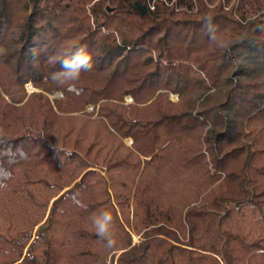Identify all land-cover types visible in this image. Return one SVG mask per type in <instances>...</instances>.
<instances>
[{"label": "trees", "instance_id": "1", "mask_svg": "<svg viewBox=\"0 0 264 264\" xmlns=\"http://www.w3.org/2000/svg\"><path fill=\"white\" fill-rule=\"evenodd\" d=\"M0 264H264V0H0Z\"/></svg>", "mask_w": 264, "mask_h": 264}, {"label": "clouds", "instance_id": "2", "mask_svg": "<svg viewBox=\"0 0 264 264\" xmlns=\"http://www.w3.org/2000/svg\"><path fill=\"white\" fill-rule=\"evenodd\" d=\"M59 63L61 66L60 71L52 74L53 80L58 84L77 80L82 71H90L92 69L91 56L84 47H79L74 54L68 58L62 59ZM92 224L97 237L105 242L106 247H114L116 240L112 226L113 217L111 213L104 211L94 214L92 217Z\"/></svg>", "mask_w": 264, "mask_h": 264}, {"label": "rangeland", "instance_id": "3", "mask_svg": "<svg viewBox=\"0 0 264 264\" xmlns=\"http://www.w3.org/2000/svg\"><path fill=\"white\" fill-rule=\"evenodd\" d=\"M27 90H28V92L29 93H31V92H33V91H40L39 89H36L31 83H29V84H27ZM60 93H62V92H58L55 96H52V98L53 97H60ZM62 97V96H61ZM171 98L174 100V101H177L178 100V95H175V94H172L171 95ZM127 102L128 103H131V102H133V98L132 97H127ZM94 109V106H89L88 107V111H92ZM128 140H130V139H126V143L127 144H132V142H129ZM132 141V140H131ZM133 236H135V238H134V241H136V240H138L139 238L136 236V235H133Z\"/></svg>", "mask_w": 264, "mask_h": 264}, {"label": "water", "instance_id": "4", "mask_svg": "<svg viewBox=\"0 0 264 264\" xmlns=\"http://www.w3.org/2000/svg\"><path fill=\"white\" fill-rule=\"evenodd\" d=\"M137 7H138V10L140 11V13H141L142 15H144V14L147 12V6H146V5L137 4ZM59 95H60V97H61V96H63V93H60ZM132 143H133V141H132ZM134 238H135V236H134ZM137 241H138V240H136V241H134V242H137Z\"/></svg>", "mask_w": 264, "mask_h": 264}, {"label": "bare ground", "instance_id": "5", "mask_svg": "<svg viewBox=\"0 0 264 264\" xmlns=\"http://www.w3.org/2000/svg\"><path fill=\"white\" fill-rule=\"evenodd\" d=\"M128 141H129V142H132V141H131V139H130V140H128Z\"/></svg>", "mask_w": 264, "mask_h": 264}]
</instances>
